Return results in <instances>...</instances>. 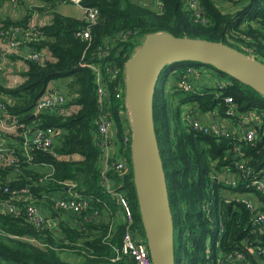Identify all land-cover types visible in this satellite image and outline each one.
Instances as JSON below:
<instances>
[{"label":"trees","instance_id":"16d2710c","mask_svg":"<svg viewBox=\"0 0 264 264\" xmlns=\"http://www.w3.org/2000/svg\"><path fill=\"white\" fill-rule=\"evenodd\" d=\"M8 1L0 0V8ZM44 1L52 17L50 22L37 21L42 34L39 40L30 43V47L46 48L48 55L42 63L25 59L28 69L22 71L24 81L13 87L0 85V94L12 99L8 110L18 116L21 123L41 128L57 127L62 133L57 140L56 154L36 149L32 152V160L19 153L17 165H0V201L8 198L12 190L27 187L34 199L37 198L33 203L41 207L38 199L67 189V183H74L76 192L91 196L92 208L80 215L71 212L72 222L59 219L57 230L36 226L24 214L15 215L0 209V264H134L127 256L112 260L116 256L113 245L121 244L127 224L116 219L118 198L102 184L98 116L106 107L112 113L118 149L127 165L120 172L110 169L107 176L112 186L128 200L135 226L144 232L133 181L131 148L124 141L130 122L126 117L125 101L116 96L120 85H124L126 61L148 34L170 32L179 37L224 42L243 52H246L245 47L253 48L255 58L264 62V0H200L203 9L200 17L193 15L194 9L188 0H82L84 5L99 10L94 23L55 10L58 3L70 0ZM235 8L239 9L233 11ZM38 9L43 10V7L29 8L18 19L1 20L0 30L13 24L27 26L35 19ZM84 28L89 29V38L79 34ZM12 56L17 55L9 58ZM83 62L100 66L101 78L107 86L105 105L99 99L97 75L89 67L82 66ZM193 64L203 68L196 76H212L210 67L200 66L203 65L200 62ZM188 65L176 62L165 67L163 71L168 68L176 71L169 85L162 82L157 86L154 105L155 129L167 173L175 237L176 232L178 234L177 264H219L221 257L216 255V243L222 228V256L242 252L245 257L234 264H264V230L251 234L254 230L251 220L258 207L250 210L244 200L235 199L234 194H244L245 189L217 183L213 177L225 168L227 172L237 170L232 162L229 140L204 134L183 119L182 113V105L188 103L197 112L207 114L217 110L219 116L226 117L224 98L227 95L233 96L242 113L252 109L264 113V96L211 65L210 69L218 73L222 82L226 80V87L220 90L214 84V89L208 85L204 93L186 91L182 85L184 77L188 82L200 78L188 72ZM112 69L118 70L117 77L113 76ZM50 82H55L65 93V107L75 105V111L68 115L51 112L34 117L36 103ZM174 100L177 101L175 108ZM189 114L191 112L187 118ZM263 130L264 126L260 127L259 140L243 147L255 171L264 170ZM21 144L20 139L18 146ZM73 155L81 158H71ZM46 175L51 177L41 182ZM251 191L253 201L260 204V212L264 214V194ZM30 200L18 203L24 206ZM45 203L51 205V199L46 197ZM208 203H211L210 214L204 207ZM95 211L98 213L93 220L86 221L85 217ZM113 222L114 230L111 228ZM63 250L74 251L83 261H65L61 257Z\"/></svg>","mask_w":264,"mask_h":264},{"label":"built area","instance_id":"2783aa9c","mask_svg":"<svg viewBox=\"0 0 264 264\" xmlns=\"http://www.w3.org/2000/svg\"><path fill=\"white\" fill-rule=\"evenodd\" d=\"M13 3H17V0H10ZM71 2L76 3L81 10L83 11V18L88 23H94L99 17V10L96 7L87 6L82 3V0H70ZM191 7L194 9L193 15L200 17L203 9L200 5V0H188L187 1ZM88 28V27H86ZM42 32L38 27V22L35 19H32L30 24L27 26L23 25H9L6 28H1L0 36L3 38L6 44V48L0 49V72L7 67L9 57L12 54L19 55L21 48H26L24 59L35 60L42 63L45 60L44 56L48 55L46 48L42 50H36L30 47V43L40 39ZM84 38H89L91 33L89 29H83L79 33ZM126 36V34H123ZM245 53L255 57L253 48H244ZM82 66L89 67L95 75L98 77V94L101 104H104V100L107 96V86L101 78V69L99 65L83 62ZM188 72L193 74H198L199 71L203 68L198 66H189ZM113 76H118V70L112 69ZM200 76H196L199 78ZM216 78V82H215ZM207 77L205 78L209 84H215L220 90L225 88L226 80L222 82L219 77ZM213 79V82L209 81ZM126 77L124 80V85H120L116 93L117 98L125 101L126 95ZM182 85L186 91L193 90L195 91L199 86L198 81H186L184 77ZM226 104V117H221L216 121H203L199 118L194 109L191 110L187 120L191 126L202 131L204 134H208L215 137L226 138L229 140L230 153H232V162L236 166L237 175L240 176V181L236 185L231 184L233 187H242L247 192L244 194L235 193V199L244 200L250 210L255 211L258 207V211L255 214L254 219L252 218L251 224L253 226V231L264 230V214L260 212V204H255L253 201V190L260 191L264 194V170L255 171L254 167L251 165L249 159L243 147L246 143L255 142L259 140V129L262 123L264 122L263 115L264 113L257 109H252L247 113H242L238 105L231 95H227L225 98ZM12 103V99H8L0 94V165H17L20 162L19 153L28 157V160H32V152L36 149H41L48 151L50 153H55L57 140L62 133V130L56 127H46L41 128L39 125H28L21 123L18 116L12 114L8 110V104ZM66 95L60 87H57L55 82H50L45 93L36 103L33 116H41L44 113L57 112L59 114H69V108L65 107ZM127 108L126 117H129L128 107L125 101ZM124 112V110H121ZM207 114H218V111H212ZM40 120V118H39ZM98 127V137L97 144L102 150L101 163H102V184L106 189L117 196L119 210L116 212L115 217L119 219V216L126 222V227L122 236L121 244H114L113 248L116 252V256L112 258L113 261L119 260L122 256H127L130 258L134 264H153V260L150 255V251L146 242L145 232L141 228L135 226V220L133 213L131 211L128 200L121 191H118L113 188L112 182L107 176L110 169H116L117 171H123L126 168L127 160L121 156V153L118 149V144L115 137L116 125L113 119L112 113L109 109H104L100 112L97 119ZM130 127V126H129ZM17 130H23L25 140L22 141V144L18 146V142H9L7 144L6 134L4 132H14ZM124 141L130 145L132 132L131 128L125 130ZM18 146V148H16ZM20 149V152L17 151ZM56 154V153H55ZM223 173V174H221ZM221 173H215L213 177L217 183L224 182V175L229 174L226 171V168L222 170ZM51 175H46L40 179L41 182ZM67 189H64L66 194H61L58 192L59 197H54V192L51 194H46V197L51 198L52 209L54 212L49 213L42 210L41 207L33 203L34 196L31 193L29 188H19L12 190L10 196L6 199L0 201V205L4 208L5 212L13 213L15 215L24 214L26 218L40 227H49L51 228V223L55 220V225L58 224L59 219H65L66 212H72L77 215H80L82 212L87 211L92 208V198L91 196L80 194L74 189V183H67ZM7 191V188L5 189ZM31 199L24 206L19 205V200ZM122 211H121V210ZM63 212V213H60ZM55 215L56 219H53L51 214ZM90 214L85 217L86 221L93 220L95 214ZM57 220V221H56ZM144 230V229H143ZM245 257L242 252H231L222 256L218 262L219 264L230 263L233 264L236 260H241Z\"/></svg>","mask_w":264,"mask_h":264},{"label":"water","instance_id":"95a60500","mask_svg":"<svg viewBox=\"0 0 264 264\" xmlns=\"http://www.w3.org/2000/svg\"><path fill=\"white\" fill-rule=\"evenodd\" d=\"M182 61L211 65L264 96V62L224 42L155 32L148 34L126 61L133 181L153 264H177L175 222L154 105L162 71L168 64Z\"/></svg>","mask_w":264,"mask_h":264},{"label":"crops","instance_id":"0c3cea01","mask_svg":"<svg viewBox=\"0 0 264 264\" xmlns=\"http://www.w3.org/2000/svg\"><path fill=\"white\" fill-rule=\"evenodd\" d=\"M18 3H19V1L13 6L8 1L0 8V23H1V20H4L8 17L13 18V19H18V18L22 17L23 13L20 16H17V14H16V11H17L16 8L17 7L21 8L22 10L20 9L19 12H22L24 9L28 10L29 8H33V5L37 6V7H43V10H39V9L36 10L34 18L37 19L36 17L38 15V11H40V13L43 17V20H41L40 17H39V20L38 19L37 20L40 22H50L51 17H52L51 10L48 9L49 5L44 0H23L19 4ZM74 5H76V4H74ZM56 7H57V5L55 6V10L59 11V10H57ZM10 9H11V11L9 12ZM237 9H239V8H235V9H233V11H236ZM59 12L64 14V15H68V16H72V17H76V18H80V19L83 17V11L78 6L75 10H73V12H78L79 15L71 13V11L65 7H61ZM4 48H6V44H5V41L3 40V38H1V36H0V49H4ZM25 50H26V48H21L19 55L12 56L11 58H9L7 67L0 72V85L6 86V87H13V86L21 83L22 81H24L25 76H23L22 71H25L28 69V62L23 58L24 54H25ZM209 73L212 75L211 77H218V73H216L214 70H212L210 68H209ZM198 83H199V88H201L203 90H204V88L207 87V84H209L206 81L205 77H200L198 80ZM196 115L198 117H201V120H203V121H216L217 119L221 118V116H219V114H217V115H215V114H201L200 112L199 113L197 112ZM4 133H8L5 136L7 144H9L10 141L14 143V142H18L20 139L23 142L25 140L23 130H17L14 132H4ZM71 158L79 159V158H81V156L80 155H73V156H71ZM59 193L66 194L64 192V190L59 191ZM59 196H61V195H59L58 193H54V197H59ZM38 200L41 201L40 199H38ZM41 208L45 212L49 213V211H48L49 208L43 203V201H42ZM119 208L120 207L118 206L117 211L119 210ZM63 218L68 219L70 222H72V220H73L72 213L66 212L65 217H63ZM54 219H56V218H54ZM114 221H115V218H114ZM118 221L121 222L124 220L121 218V216H119ZM57 222L59 223V220ZM111 228L113 230L115 229L114 222H113ZM111 232H112V230H110V233ZM61 257L65 261H69V262H73V263H78V262L83 261V257L81 255H79V254H77L71 250H63L61 252Z\"/></svg>","mask_w":264,"mask_h":264},{"label":"rangeland","instance_id":"374dc122","mask_svg":"<svg viewBox=\"0 0 264 264\" xmlns=\"http://www.w3.org/2000/svg\"><path fill=\"white\" fill-rule=\"evenodd\" d=\"M18 1V0H17ZM32 2V1H31ZM30 2V3H31ZM10 3L14 6L16 3H13V2H11L10 1ZM20 3V2H19ZM18 3V4H19ZM33 3V2H32ZM235 2H233L232 4H230V6H233V4H234ZM34 4V3H33ZM74 4H76V3H74V2H71V1H69V2H61V3H58L57 4V10H59L60 11V8L61 7H65V8H68L70 11H71V13H73V14H77V15H79L78 14V12H73V10H75L76 8H77V6L76 5H74ZM235 6V5H234ZM34 7H37V6H34L33 5V8ZM79 7V6H78ZM21 8H16V14H17V16H20L22 13H23V15L27 12V9H24L22 12H19V10H20ZM22 10V9H21ZM11 11V9L9 10V12ZM39 17L41 18V20H43V17H42V15H41V13H40V11H38V15H37V19L39 20ZM36 19V21H38ZM144 42V41H143ZM142 42V43H143ZM179 63H187V64H193V62L192 61H182V62H179ZM200 66H203V67H210V68H212L211 66H209V65H206V64H203V65H200ZM173 71H175L174 69H167L166 71H162V73H161V75H160V78H159V81H158V83H157V86L159 87L161 84H162V82H164V83H167V85H169L170 84V82H171V80H172V77H173ZM226 76H228V77H230L229 76V74H225ZM228 77H225V78H228ZM231 78V77H230ZM232 79V78H231ZM209 84H207V86H208ZM210 89H214V84H210ZM201 89V88H200ZM203 89H201V91H202ZM206 91V89L204 88V92ZM172 99V98H171ZM173 102H177L176 100H174ZM174 103V105H173V107L175 108L176 107V105H177V103L175 104ZM70 110H69V112L68 113H72L73 111H75V108H76V106L75 105H71L70 107ZM190 108H194V106L192 107V105L191 104H188V103H186V104H184V105H182V109H183V111H182V113L184 112V114H185V116H184V114H183V119H187V115H188V113H190L191 112V110L192 109H190ZM263 118H264V115H263ZM264 126V122L262 123V121H261V125H260V127H263ZM263 134H264V130H263ZM260 136V135H259ZM131 148V147H130ZM221 174H223V173H221ZM224 177H225V184L226 185H231V184H233V185H236L237 184V182H239L240 181V176L239 175H237V173L236 172H229V174H226V175H224ZM114 189H115V187H113ZM228 191V190H227ZM253 196H254V194H253ZM257 199V198H256ZM51 228H53V229H55V230H57L58 229V224L57 225H55V220H53L52 221V223H51ZM176 230V229H175ZM175 241H176V248H177V241H178V234H177V232H176V237H175ZM212 246V245H211ZM209 250V249H208ZM207 250V251H208ZM209 252V251H208ZM213 264V263H212ZM226 264H229V263H226Z\"/></svg>","mask_w":264,"mask_h":264},{"label":"flooded vegetation","instance_id":"af4514ba","mask_svg":"<svg viewBox=\"0 0 264 264\" xmlns=\"http://www.w3.org/2000/svg\"><path fill=\"white\" fill-rule=\"evenodd\" d=\"M204 207H205V209H207L206 212H207L208 214H210V213H209V210H210V207H211V203L205 204ZM223 234H224V230H223V228H222V229L220 230L219 237H218V240H217V243H216V246L218 247L216 255L218 254L219 257H222V254H223V251H222V249H221V242H222ZM251 234H254V231H253V230H251ZM211 245H212V243L210 244V247H211ZM210 249H211V248H210ZM210 249H209V250H210ZM209 250H208V251H209ZM215 262H216V259H215ZM213 263H214V262H213Z\"/></svg>","mask_w":264,"mask_h":264},{"label":"clouds","instance_id":"9594fccd","mask_svg":"<svg viewBox=\"0 0 264 264\" xmlns=\"http://www.w3.org/2000/svg\"><path fill=\"white\" fill-rule=\"evenodd\" d=\"M176 63V62H175ZM195 63V62H194ZM189 66H198V65H196V64H189L187 67H189ZM176 71V70H175ZM199 87V86H198ZM206 89V88H205ZM194 92H200V93H204V90H200V88H198V89H196ZM68 110H70V108L68 109ZM197 110H195L194 109V112H196ZM199 112V111H198ZM201 114H203V113H201ZM66 115H68V114H66ZM199 118H201V117H199ZM57 128V127H56ZM237 173V172H236ZM222 184V183H221ZM48 198V197H47ZM37 199V198H36ZM51 199V198H50ZM41 200V202L43 201V203L49 208V210L51 211V212H53V209H52V201H51V205L49 204V206H48V204H46L45 203V200H46V196H45V198H42V199H40ZM0 209H1V211H3V212H5V210H4V208H2L1 207V205H0ZM51 216H52V218L54 219L55 218V215H54V213L53 214H51ZM226 254V253H225ZM225 256V255H224ZM230 264V263H229ZM234 264V263H233Z\"/></svg>","mask_w":264,"mask_h":264}]
</instances>
